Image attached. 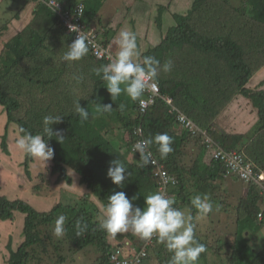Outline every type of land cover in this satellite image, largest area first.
Segmentation results:
<instances>
[{
  "label": "trees",
  "instance_id": "trees-1",
  "mask_svg": "<svg viewBox=\"0 0 264 264\" xmlns=\"http://www.w3.org/2000/svg\"><path fill=\"white\" fill-rule=\"evenodd\" d=\"M23 1L32 4L31 20L0 50V106L5 122L0 148L3 153H9L7 135L11 131L15 139L18 126L33 135H45L43 117L57 115L60 122L49 127L53 131L60 130L65 140L60 144L55 137L44 136L55 150L54 157L48 161L50 174L56 176L57 184L71 185L72 177L66 171L69 168L87 190L76 194L78 203H63L59 197L44 211H38L25 200L0 194V221L13 220L17 212L24 215L21 232L16 234L18 243L13 246L9 239L0 250L5 264H46L44 256L58 252L65 243H69L73 251L93 245L98 264H110V253L117 245L129 251L131 244L146 240L135 234L129 235L128 241V233H118L116 245L109 241V233L99 227L101 221L98 220L108 196L114 192L123 191L129 199L136 197L133 206L142 209L145 198L157 191L152 166L143 164L141 159L128 161L126 157V149H132L135 143L133 130L138 127L143 139L165 132L172 137L173 151L166 158H161L156 144L151 145L149 151L178 180L170 189L176 200L174 207L182 210L186 206L193 215L196 239L206 248L199 258L204 264L211 247L201 239V234L213 232L215 235H210L213 238L217 232L226 234L228 227L223 229L222 221L234 225L240 236L245 230L253 233L264 225V192L261 191L264 185L233 176L241 180L244 187L233 198L234 203L224 200L225 186L221 183L225 178L224 166L207 156L203 134L183 129L176 133L173 129L176 114L169 112L174 107L185 114L224 151L242 152L253 164L254 172L264 173V88L250 86L252 77L264 64V0H247L237 9L222 0H191L184 14L173 13L175 25L166 29L158 44L149 46L136 58L142 66L148 56L160 62L154 65L160 94L143 112L137 100L123 104V93L112 101L106 82L101 79L103 73L95 74L96 69L108 63L105 59H97L90 50L79 61L62 59L74 42V32L69 31L61 13L66 9L72 13L81 5L80 20L87 30L93 26L104 0H54L55 4H51V0ZM167 8L170 5H159L160 13ZM102 42L105 47L109 46L106 39ZM166 63L171 64L167 72L164 71ZM236 95L248 99L256 111L257 118L245 133L225 131L216 120ZM75 102L88 109L87 120L81 122ZM97 104H111L113 110L98 113ZM112 136L118 138V143L113 142ZM34 159L23 154L20 163L29 180ZM115 160L126 167V179L121 187L107 176ZM197 194L210 196L213 217L209 213L204 219H195L191 199ZM216 205H219L218 211ZM223 212L226 213L224 218ZM258 214H261L260 219ZM59 215L67 218L65 235L61 238L54 234ZM77 220L87 225V230L79 237L76 236ZM244 240L247 237L244 236ZM154 242V258L159 264H170L173 253L159 242L158 236L154 237ZM262 261L264 249L256 253L249 264Z\"/></svg>",
  "mask_w": 264,
  "mask_h": 264
},
{
  "label": "clouds",
  "instance_id": "clouds-1",
  "mask_svg": "<svg viewBox=\"0 0 264 264\" xmlns=\"http://www.w3.org/2000/svg\"><path fill=\"white\" fill-rule=\"evenodd\" d=\"M82 13L83 11L81 9V14ZM69 31L76 32L77 38L72 42L67 52L64 53L62 59L64 61H79L89 53L88 37L85 34H81V30L76 25H69ZM96 34L102 42L103 38L101 33L96 30ZM115 43L118 47L116 54H114L108 46L113 59L111 62L107 61V64L96 69L95 74L100 76L101 72L103 73L101 79L106 82V88L112 101L123 93L126 94L130 100H137L139 107V99L144 97L143 92L146 82L153 80L158 87L155 81L157 69L154 65L160 62L152 56L144 58L143 66L136 62L135 58L139 56V51L136 36L130 30L120 31L115 38ZM103 45L105 44L103 43ZM170 68V63L164 65L165 72L170 71ZM262 68L263 66L260 69ZM159 94L158 87V95ZM156 96L157 95L153 97V101L149 103L148 106L154 102ZM120 107L123 108V105ZM112 110L111 104H105L103 106L100 104L96 105V111L98 113H111ZM75 111L81 118V122L88 119V109L80 107L77 102H75ZM59 122L60 117L57 115H46L43 117V124L45 125L44 134L48 138L55 137L57 142L62 144L65 139L61 131H53L52 128L49 127ZM175 123L176 129L180 132L182 128L178 126L176 120ZM135 129L133 130V135L136 141L137 136L134 134ZM45 135H33L24 127L18 126L15 140L16 147L25 155L35 158L45 164L54 157L55 151L48 143V140L44 138ZM172 143V137L166 132L158 133L154 137L137 142L133 146L134 151L130 149V152L135 155V158L138 160L141 159L143 164L146 165L149 163V157L152 154L149 151L151 145L156 144L161 158H166L167 155L173 151L171 146ZM146 149L148 151H146ZM111 163L114 166L109 167L107 176L111 179L113 184L121 187L126 179V167L119 160L112 161ZM173 196L174 195H172V197ZM135 199L136 197L129 199L123 191L114 192L108 196L107 204L102 207L104 218L100 222L99 227L113 236L118 233L128 232L129 230L142 239H150L153 234H156L159 242L163 243L165 247L173 253L170 264H198L200 255L206 251V248L204 244L196 239L193 215L190 213L186 214L185 211L174 207L176 201L174 197H168L160 192L148 195L145 198V206L142 209L133 206L132 201ZM191 206L196 210L195 219H204L214 210L213 202L208 194H197L193 196L191 199ZM215 210H219V205L215 206ZM66 219V216L59 215L55 221L54 234L57 238H61L65 235ZM75 227L77 237L83 235L87 230V225L84 224L82 220H77ZM142 243L143 242L137 246L131 244L133 251L138 249ZM154 245L155 242H153L152 245L155 249ZM117 247L121 246L117 245L114 250ZM152 247L149 249L150 252ZM149 251L142 262L150 257L151 254ZM113 252H111L110 255ZM123 253L130 254L131 252L123 249Z\"/></svg>",
  "mask_w": 264,
  "mask_h": 264
},
{
  "label": "rangeland",
  "instance_id": "rangeland-1",
  "mask_svg": "<svg viewBox=\"0 0 264 264\" xmlns=\"http://www.w3.org/2000/svg\"><path fill=\"white\" fill-rule=\"evenodd\" d=\"M107 1L108 3H111V6L110 4L104 3L103 6L101 7L102 11L100 12V14L102 16L101 18L102 23H110V22L113 23L114 18L116 19L117 16L121 14H125L124 13L125 11L129 12L130 10H128L127 8L130 7L132 3H135L136 0H107ZM140 1L145 2L143 0ZM158 1H161L164 5H170V8H167L166 10H162L161 13L159 11V6H157V8L154 9V13L153 11L151 13L152 24H154L155 21L159 19V21H157V23L154 24V26H156V29L158 31H160L162 28L167 29L170 25H175V21H174L175 19H173L172 14L173 13L184 14L186 10L190 8L191 5V0H158ZM222 1H226L227 4L232 9H237L238 7H241L244 4V2L247 0H222ZM112 10H116V13L114 14V12H111L112 17H110V14L108 17L109 11ZM231 13L237 14L233 11H231ZM160 15L161 17H159ZM125 18H129V16ZM108 19H110V22H108ZM26 21L27 19L24 20V22ZM123 22H125V24L127 25L126 20H124ZM96 24L97 23L92 22V25L96 28V30L98 32L100 31L102 32V29L104 28H102L100 24L97 25ZM113 25L117 26L116 23H113ZM6 37L7 34H5L2 38H6ZM136 42L138 43V40H136ZM109 47L110 49H112L111 45H109ZM116 49H118L117 45H116ZM256 73L257 74L255 81H253V84L250 86L252 87L258 86V88L259 87L264 88V84H262L263 81L259 78L258 72ZM251 106L252 105L249 104L248 100L247 103L245 104L244 101L238 104L239 108L242 107L241 110L245 109L246 107L247 109H249L251 108ZM1 108L2 107L0 106V109ZM253 110H255V108H253ZM3 114H4L3 111H1L0 136L3 134V129L5 126L4 118L2 120ZM245 119L247 123L246 128H248V130H246L247 132L250 130L256 118L249 116L246 117ZM15 140L16 138L14 139V141ZM10 146L12 147V150L16 151L18 159L15 158V162L17 167L16 170H14L13 164L15 163H13L12 161L4 162V163L0 161V165L3 164L4 167V168L0 167V175L2 174L5 177V181L0 177L1 195L5 194L7 197L11 199L19 198L25 200L38 211L48 210L56 203V199H58L59 197H60V201L63 203L73 204L79 202L77 200L78 196L75 193L70 192V190H75L76 192L81 193L84 190V188L82 186L72 187V185H66L65 186V188L67 189L66 190L61 183L57 184L55 181L56 176L50 174L49 165L51 163L48 161L44 164L43 162L34 159L33 163L30 164V172H31L30 180L26 178L25 175L22 173V168L21 167L19 168V162L21 163L23 161L24 153H22L20 150L17 149L16 144L15 147H13L11 144ZM2 153L3 152L0 149V155H3ZM16 176H18L19 178ZM222 180H223L222 185L225 186V191L223 192V196H225L224 200L228 201V199H230V201L234 203L235 199L233 200V198H236L242 191L244 187L243 182L239 179H234L232 175H228ZM36 186L38 188H36ZM261 191L263 193L264 189H262ZM94 201L97 200L94 199ZM223 207L226 208L225 206ZM182 210L185 211L186 214L190 213V210L187 207H183ZM214 213H215L214 211L211 212L212 217ZM16 214L17 216L13 220H11L12 222H9L8 220L0 221V223L5 225L4 227L6 228L8 227V230H12L11 232L12 237H14L18 232H21V226L24 216L23 214L18 212L15 213V215ZM221 216L223 218L226 217V213L223 212ZM103 218H104L103 212L102 215L98 214V220L102 221ZM222 224H223L222 226L223 229L228 227L226 234L225 232L222 233L217 232L216 238L212 237L215 235V233L214 235H212L213 232L207 233L206 235L201 234L202 237L201 239H204L207 242L208 246L211 247L209 249L210 255L209 256L207 255L205 264H249L250 260H252L254 255L259 251H261L262 249H264V225L263 226L261 225V227H259V229L257 231H254L253 233L251 231L245 230L243 232V236H240L239 232L236 230L234 225L230 223L225 224L223 221ZM247 232H249V235H247ZM126 233H128V235H135L131 230H129ZM244 236L247 237L246 241L244 240ZM127 239L129 241L131 237H128ZM117 241L118 238L114 240L115 243H117ZM4 244H6V238L4 233L1 232L0 229V250L3 249ZM62 247L63 248H60L58 252L52 251L49 255L44 256L45 259L47 258L46 264H98V261H96V252L93 249V245H88L87 247L79 251H76L75 249L73 251L69 243L63 244ZM125 248L127 249L128 246H126ZM129 251L130 252L133 251V247L131 245L129 247ZM154 253H155V249L154 247H152V250L150 252L151 254L150 257L145 259L141 264H159L158 260L154 258ZM0 264H5V260L1 259V257H0ZM198 264H204V261H201V259H199ZM260 264H264V261H262Z\"/></svg>",
  "mask_w": 264,
  "mask_h": 264
},
{
  "label": "crops",
  "instance_id": "crops-1",
  "mask_svg": "<svg viewBox=\"0 0 264 264\" xmlns=\"http://www.w3.org/2000/svg\"><path fill=\"white\" fill-rule=\"evenodd\" d=\"M106 1L104 0L102 2L96 16L94 17L95 19H93V22L94 21L96 23L99 22L102 28H104L102 29V32L100 31L101 36L103 39H106L108 41L109 45H111V48H112L111 50L114 52V54H116V52L118 51V49H116L115 38L118 36V33L122 30H130L135 34L137 38H139V39L136 38V40H138L137 46H138L139 54L142 53L144 50H146L149 46L156 45L160 42L166 29L162 28L160 31L156 29V26H154V24H156V21L154 24H152L151 22V17H152L151 13L152 11L154 13V9H156L157 6L163 4L161 1L143 0L145 2H141L140 0H136L135 3H132L133 7L131 8L129 12L127 11L126 14H121L117 16L116 19L114 18L113 23H116L117 26H114L113 23L110 22V19H108V22L110 23H102V19H101L102 16L100 12L102 11L101 7L103 6L104 3H106ZM107 4H110L111 6V3H107ZM18 7L20 8L19 10H18ZM111 12H114L115 14L116 10L109 11L108 17H109V14H110V17H112ZM31 13H32V4L29 2L25 3L23 0H0V50L6 41H8L11 37L15 36L16 34H18L30 22L31 16H32ZM127 16H129V18H125ZM26 19L27 21L24 22V20ZM124 20H126L127 25L125 24V22H123ZM5 34H7V37L2 38ZM256 74L252 77L250 81V85H252L253 81H255ZM263 74H264V66L262 69L258 71V76L263 81L262 84H264ZM123 98H124L123 104H125V102L130 100L126 94H123ZM247 100L248 99H246L245 97L241 95H236L233 101L227 106V108H225L217 116L216 120H217V124L219 125V127H221L222 129L228 132L245 133L246 130H248V128H246L247 123H246L245 118L249 116L257 118L256 111L253 110V106H251V108L249 109H247L246 107L243 110H241L243 106L240 108L238 107V104L240 102L244 101V104H245L247 103ZM248 102L249 104H251L249 100ZM232 108H233V111H232ZM0 113H1V109H0ZM173 129L176 131V133L179 132V130H177L175 126L173 127ZM121 135L123 136L125 134L122 133ZM14 137L15 136L13 132L10 131L9 135L7 136L8 138L7 147H8V151L9 150L10 151L8 154L2 153L3 155H0V161H2V163L12 161L13 163H15L13 164V168L14 170H16L17 166H16L15 158H17V154L14 150H12V147L10 146L11 144L13 147H15ZM111 138L115 144L118 143L117 137L112 136ZM8 157H11V158H8ZM126 157L128 161H131V162L139 161L137 158H135V155L130 152V148L126 149ZM0 167L4 168L3 164H1ZM20 167L21 166L19 162V168ZM69 170H70L69 168H66L67 173L72 177V184H71L72 187H81L82 185L78 183V178H79L78 175L74 173L73 171L71 170L69 171ZM22 173H23V170H22ZM0 177L1 179L5 181L4 175L1 174ZM61 184L65 188L66 184L64 182H61ZM86 190L87 189L84 188V190L81 193L83 192L86 193ZM70 192L75 193V194H81L80 192H76L75 190H70ZM4 226L5 225L3 224L0 225V229H1V232H3L5 235L6 243H8L9 239H11L12 245L15 246V244H17L19 241V237L17 238L16 235L12 237V233H11L12 230H8V227L6 228ZM108 237H109V241H111L114 244H117L114 242V240L116 239V236L114 237L113 235L109 234ZM127 237H130V236L128 235Z\"/></svg>",
  "mask_w": 264,
  "mask_h": 264
},
{
  "label": "built area",
  "instance_id": "built-area-1",
  "mask_svg": "<svg viewBox=\"0 0 264 264\" xmlns=\"http://www.w3.org/2000/svg\"><path fill=\"white\" fill-rule=\"evenodd\" d=\"M50 3L55 4V1L51 0ZM81 9L82 7L80 5L72 13H70L68 9L64 10L61 13L62 17L66 21L68 29L69 25H76L81 30V34L87 35L89 50L92 52L93 56H95L97 59H105L106 61L111 62V60L113 59L112 54L109 51V48L105 47V45H103V43L98 38L95 28L93 26H90L89 29L86 30L82 25L80 20ZM76 38L77 33L74 32V40ZM143 95L144 97L139 99V109L141 112H143L148 104L153 101V97L155 95H158V87L153 82V80H149L146 82ZM167 103H170L169 99H167ZM169 111L176 114L175 120L180 128L191 133L197 132L200 135H204L205 138L203 140L206 144L205 148L207 150L208 157L211 160L220 162V164L224 166L225 176L232 175L235 177H239L244 182L249 183L250 181H252L257 183L259 186L264 185V173L254 172L253 164L246 159L242 152L240 153L236 150L224 151L215 141L212 140L211 137L205 135L204 132L196 125V123H194L192 119L179 112L174 107H172ZM134 134L137 136L134 145L137 142L144 140L142 138V130L140 127L135 129ZM146 151L148 150L146 149ZM148 164L152 166L153 174L156 177V192H160L168 197L173 198L170 189L174 187L176 183H178L177 178L169 174L164 165L159 162V160L152 154L149 157ZM258 217L260 219L261 214H258ZM156 236V234H153L150 239H146L138 249H135L130 254H124L123 249L121 247H117L110 255L111 264H140L142 260L148 255V251L152 247L154 237Z\"/></svg>",
  "mask_w": 264,
  "mask_h": 264
}]
</instances>
